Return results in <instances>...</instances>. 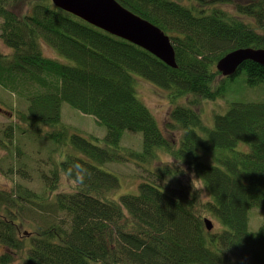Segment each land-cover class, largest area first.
Returning <instances> with one entry per match:
<instances>
[{
    "label": "trees",
    "instance_id": "obj_1",
    "mask_svg": "<svg viewBox=\"0 0 264 264\" xmlns=\"http://www.w3.org/2000/svg\"><path fill=\"white\" fill-rule=\"evenodd\" d=\"M116 1L170 38L176 68L51 0H0L8 50H0V88L26 104L0 131L9 159L1 173L12 183L0 189V264H264V222L249 230L250 210L264 211V102H232L211 128L194 106L177 107L166 121L181 132L174 145L134 88L138 76L172 100L224 98L228 77L216 65L234 50L264 49V0ZM42 44L73 64L45 56ZM242 72L249 86L264 85V66L247 61L236 76ZM63 103L92 116L105 136L63 125ZM126 132L142 135L141 151L122 144ZM23 139L68 149L36 172L39 190L23 182ZM200 152H217V163L206 165ZM123 162L146 176L135 194L113 199L120 180L99 165ZM190 174L202 189L181 181ZM64 178L71 186L60 189Z\"/></svg>",
    "mask_w": 264,
    "mask_h": 264
},
{
    "label": "rangeland",
    "instance_id": "obj_2",
    "mask_svg": "<svg viewBox=\"0 0 264 264\" xmlns=\"http://www.w3.org/2000/svg\"><path fill=\"white\" fill-rule=\"evenodd\" d=\"M179 1L188 6L194 4V0ZM23 7L25 9V6ZM0 50L3 53H8V50L1 44V42ZM42 51L45 56L55 58L62 64H73L72 61L56 54L45 44H42ZM134 88L138 100L149 109L159 128L163 131L168 140L172 141L174 145L178 143V140L181 137V132L168 130L166 128V121L168 113L177 107L192 108V106H194L195 110L199 112L203 124L207 128H211L213 126L214 117L225 114L229 108V104L232 102H264V85H258L254 87L249 86L246 82L245 73L243 72L234 78L224 79V88L222 91V97L224 98L218 99L216 101H205L192 95L172 100L168 97V92L166 90L160 89L138 76H134ZM25 107V103L19 101L17 97L9 95L3 91L2 88H0V108L6 109L8 111V114L6 115L0 113V131L8 124L17 122V119L13 118V116L19 111H24ZM61 123L69 127L71 131L79 133L80 135L87 138H90L91 136L103 138L106 134L105 127L98 125L92 116L83 115L68 103H63L61 106ZM43 130L47 131L46 127H43ZM123 143L126 147H131L134 150L141 151L142 135L135 132H126L122 139V144ZM20 146L23 152H20L19 154L20 159L18 164H24L27 167V175L30 176L27 178L28 180L23 182H25L27 186L34 190H39L41 188V181L37 179L36 172L44 168L45 164L49 161H62L67 155L68 150L66 146H59L54 141L43 139H40V141L23 139L21 140ZM247 147L248 146L246 144H240L238 145L237 149L242 151L246 150ZM54 151L56 152L54 153ZM217 154V152H200L201 161L209 166L215 165L217 163ZM8 160L9 159L5 158L4 152L0 150V189L10 188L12 184L11 180H8L1 173V167L5 168L7 166L6 164H9ZM169 161L171 160L169 159ZM158 164L159 163L157 162V164L155 163L154 165ZM99 167L108 173L114 174L120 180V188L111 194V198L113 199H117L120 196L126 194H135L138 183L140 182L139 177H143L144 175L146 176L145 170L143 168L137 167L132 162L107 163L104 165H99ZM148 168L153 170L155 169L154 167ZM141 173L143 176H141ZM19 179L21 178L16 177L14 181H19ZM189 180L190 183L194 185V187L202 189V186L193 179L191 174L186 176V179L181 178L183 183H188ZM172 181L174 184H176L175 180L172 179ZM70 186L71 184L65 178L62 179L60 189L70 188ZM204 199H206L205 195ZM211 220L213 222V219ZM263 222L264 211L259 209L250 210V231H257ZM215 226L217 225L214 224V228ZM0 250L2 249L0 248Z\"/></svg>",
    "mask_w": 264,
    "mask_h": 264
},
{
    "label": "water",
    "instance_id": "obj_3",
    "mask_svg": "<svg viewBox=\"0 0 264 264\" xmlns=\"http://www.w3.org/2000/svg\"><path fill=\"white\" fill-rule=\"evenodd\" d=\"M51 2L56 8L89 25L140 47L168 67H177L170 38L157 26L136 16L116 0H51ZM247 61L264 66V49L234 50L220 59L216 68L223 77H233L238 68ZM204 224L207 231L213 230L210 219L206 218Z\"/></svg>",
    "mask_w": 264,
    "mask_h": 264
},
{
    "label": "flooded vegetation",
    "instance_id": "obj_4",
    "mask_svg": "<svg viewBox=\"0 0 264 264\" xmlns=\"http://www.w3.org/2000/svg\"><path fill=\"white\" fill-rule=\"evenodd\" d=\"M1 114H4V115H6V114H8V111H7L6 109H2V112H1Z\"/></svg>",
    "mask_w": 264,
    "mask_h": 264
},
{
    "label": "bare ground",
    "instance_id": "obj_5",
    "mask_svg": "<svg viewBox=\"0 0 264 264\" xmlns=\"http://www.w3.org/2000/svg\"><path fill=\"white\" fill-rule=\"evenodd\" d=\"M239 69V68H238ZM238 71V70H237ZM236 74H237V72H236ZM236 74L233 76V77H228V78H234V77H236ZM214 227V226H213Z\"/></svg>",
    "mask_w": 264,
    "mask_h": 264
}]
</instances>
